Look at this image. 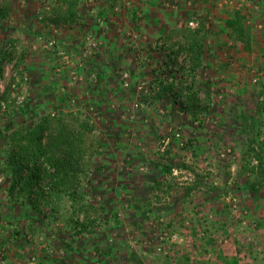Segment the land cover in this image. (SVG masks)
<instances>
[{
    "label": "rangeland",
    "instance_id": "obj_1",
    "mask_svg": "<svg viewBox=\"0 0 264 264\" xmlns=\"http://www.w3.org/2000/svg\"><path fill=\"white\" fill-rule=\"evenodd\" d=\"M130 1L113 5L110 22L124 23L106 33L98 0L71 10L0 0V264H264V86L252 67L227 80L210 63L229 46L252 47L251 62L261 41L225 34L237 0H171L179 37L165 42L156 20L138 23L149 5L135 22ZM66 15L77 24L63 38L47 23ZM200 25L209 65L192 73L187 42ZM41 122L44 145L63 144L64 128L78 171L51 191L45 165L27 196L3 165L12 134Z\"/></svg>",
    "mask_w": 264,
    "mask_h": 264
},
{
    "label": "crops",
    "instance_id": "obj_2",
    "mask_svg": "<svg viewBox=\"0 0 264 264\" xmlns=\"http://www.w3.org/2000/svg\"><path fill=\"white\" fill-rule=\"evenodd\" d=\"M43 0H40V2H42ZM49 3H48V2ZM52 0H46L47 4H49V6L51 7V9L53 8H65L67 6H70V10L71 9H74V5L78 3L79 0H54L53 2H51ZM119 0H98L99 4L101 7H99V10L101 11V15L104 16V19H105V22H106V29L104 31H106V33H109L113 28L112 27H115L117 24H122L124 23L123 22V18L121 17H112L113 19V23L110 22V14H111V11L113 10V5L118 2ZM146 3H143L141 2V0H131L130 1V6L132 8V20L135 21V18L137 17V12L140 10L138 7L139 6H142L143 4H148L149 6L147 8H142L144 9V13H147L148 16H151V17H146L143 22H138L140 24H146L148 25V23H153V20H156V23L158 24V27L156 28L157 31H156V37L158 39H160L161 41L165 42L166 40L169 39V37H172V36H176L179 37V33H178V27H179V24L178 22L176 21L177 19L175 18V15L177 12H179V8H178V5H176V3L174 2H171V0H162V3L160 4L159 1L157 0H145ZM36 2H38V0H36ZM137 2V3H136ZM169 3L171 6V9L168 10L169 6L167 5V3ZM231 3L230 0H224L222 2H219V3ZM46 3H44L45 5ZM128 4V5H129ZM155 4L156 6H159V8H157V11L154 9V7L150 6V5H153ZM232 4V3H231ZM234 5L233 6H236L234 7V12H236V14L238 16H240V19H239V25H237L236 27L237 28H229V26L227 25L228 22L232 21L234 19V12L232 14L233 17H231V6L229 8V12H230V15L229 17L225 18L223 23H224V26H223V30L225 32V34L227 35L228 37V34L229 35H232L235 31H238L240 32L242 35L240 36L241 38L243 37L244 39H248L249 36H250V39H253L254 41H261V43H255L258 44V46H254L253 47V51H252V55H253V58H252V61L249 62L248 60V57L246 58L245 60V55L246 53L249 52L250 49H252V47H247V48H243V49H238V48H234L232 46H229L227 48H225L224 50V57H221L220 56V61H219V64L217 65L216 63H211L212 66H214L217 70L218 69H222L223 70H220L221 72H225L224 77L225 79H229V74L228 72H233V71H236L239 73V71L241 69H246L247 70V67H252L254 68V70L258 71L260 74H259V77L256 78L257 80V84H258V87H262L264 86L263 83H264V9L262 8L263 4H264V0H237L236 2L234 1L233 3ZM180 6V5H179ZM141 8V7H140ZM148 8H149V11H148ZM116 9V8H114ZM250 9V10H249ZM205 17H207L206 19L207 20H210L212 22V20H214L213 16L207 12V14L205 15ZM62 18V17H61ZM53 19L51 20L50 22H48L47 24L51 25L52 27H58L60 25V28H61V32H58V31H55V29L53 30V32L55 33H58L59 36H63V38H65V35H63V33L65 34V31H64V26H68L70 25V23H76L74 22L73 20H75L74 18L71 20V18H69V16H65L63 19ZM114 21H116V23H114ZM129 21V20H128ZM136 22V21H135ZM77 24V23H76ZM80 24V23H78ZM98 24L99 25H103V21H101V19H98ZM127 24V22H126ZM209 24V23H208ZM114 25V26H113ZM175 25V26H174ZM151 26H146V29H150ZM150 32L152 33L153 31L150 30ZM209 33H211V31H208ZM208 32H207V35H208ZM52 33V32H51ZM250 34V35H248ZM102 36V35H101ZM96 38H98L96 36ZM106 38V36H102V39L99 37L98 39L100 41L104 40ZM113 38V36H112ZM146 38V37H144ZM229 48V49H228ZM246 52V53H245ZM219 55V54H218ZM200 67L197 66L196 70H206V66L209 65V61L208 59L204 58L203 60L201 59L200 61ZM244 63H249V64H246L244 65ZM211 66V67H212ZM204 67V68H203ZM195 70V72H196ZM263 76H262V75ZM242 75V74H241ZM244 77V78H243ZM243 77H237L238 79H243L241 81L242 83V87L241 88H246L247 85H248V80L246 79L245 80V75L243 74ZM260 94V92L258 93ZM259 96V95H257Z\"/></svg>",
    "mask_w": 264,
    "mask_h": 264
},
{
    "label": "trees",
    "instance_id": "obj_3",
    "mask_svg": "<svg viewBox=\"0 0 264 264\" xmlns=\"http://www.w3.org/2000/svg\"><path fill=\"white\" fill-rule=\"evenodd\" d=\"M240 19V16L235 14V17L232 21L228 22L227 25L229 28H237L236 26L239 25L238 21ZM206 33L204 30V27L200 25L199 29L195 31L193 34L197 36V38L193 35V38L187 42L188 50L192 54V66L190 67V72L194 73L197 66L200 65V61L202 59V45H203V39L201 36V33ZM191 35V33H190ZM191 73V75H192ZM190 81H192V78L190 77ZM187 88V87H185ZM172 89V88H171ZM187 90H191L190 88H187ZM195 92L190 93L189 96H187L184 102V105L186 108H193L195 104ZM183 105L181 103L175 102L174 105ZM45 128V123L41 122L33 129H30L25 134L20 135L19 133H13L12 134V141L11 146L6 153V162L3 165V168L5 171H8V173H11L13 176L12 178L16 180V183H20L22 186V189H27L26 195L29 196L32 188H37L38 186V180L36 177L38 176V173H40L41 170H43L44 166H49L53 168L54 173L47 175L48 177H51L52 184L50 182L49 189L52 191L59 190V188L66 182H74V175L72 176V173L77 172L78 169L75 168L71 161L73 157V154L75 152L71 151L70 144H66L67 138L64 136L63 133L65 132L64 128H58L57 132L62 138V143L59 145L56 143V137L53 135L50 136V139L48 140V143L45 145L41 143V131ZM255 128V126H253ZM254 139L257 141V138L254 137ZM259 146L264 150V145L259 144ZM66 147V149H65ZM253 152V150L251 149ZM262 151V150H261ZM250 152V151H249ZM254 153V152H253ZM253 156V155H252ZM254 160L257 161V163L261 165L260 157L258 154H254ZM31 165V166H30ZM30 166V167H29ZM25 168H28L29 171L27 172V178H21V172ZM170 172V167H167L164 169L163 173ZM37 180V181H36ZM159 185L160 182L157 180H154ZM23 182V183H21ZM12 186V190L15 189L18 185ZM39 188L41 186L39 185ZM38 192V189H37ZM39 197H43V194L38 193ZM75 199V198H74ZM76 200V199H75ZM78 200H76L77 203ZM75 203V204H76ZM73 206V205H72ZM85 206V205H84ZM83 207V205H82ZM84 208V207H83ZM81 209L79 205L77 204V210Z\"/></svg>",
    "mask_w": 264,
    "mask_h": 264
},
{
    "label": "built area",
    "instance_id": "obj_4",
    "mask_svg": "<svg viewBox=\"0 0 264 264\" xmlns=\"http://www.w3.org/2000/svg\"><path fill=\"white\" fill-rule=\"evenodd\" d=\"M88 40H89V39H88ZM90 40H92V39H90ZM90 40H89V41H90ZM89 44H91L93 47H95V46H96V43H95V42H93V41H90V42H89ZM252 82H255V80H252Z\"/></svg>",
    "mask_w": 264,
    "mask_h": 264
}]
</instances>
